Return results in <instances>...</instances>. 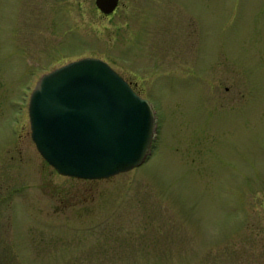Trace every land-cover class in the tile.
Wrapping results in <instances>:
<instances>
[{
  "label": "rangeland",
  "instance_id": "obj_1",
  "mask_svg": "<svg viewBox=\"0 0 264 264\" xmlns=\"http://www.w3.org/2000/svg\"><path fill=\"white\" fill-rule=\"evenodd\" d=\"M94 1L0 0V264H264V0H119L110 20ZM84 58L156 126L140 167L74 187L36 151L28 104Z\"/></svg>",
  "mask_w": 264,
  "mask_h": 264
},
{
  "label": "water",
  "instance_id": "obj_2",
  "mask_svg": "<svg viewBox=\"0 0 264 264\" xmlns=\"http://www.w3.org/2000/svg\"><path fill=\"white\" fill-rule=\"evenodd\" d=\"M119 0H96L106 16ZM30 137L60 176L107 180L140 167L155 138V115L111 67L94 58L43 75L29 99Z\"/></svg>",
  "mask_w": 264,
  "mask_h": 264
},
{
  "label": "flooded vegetation",
  "instance_id": "obj_3",
  "mask_svg": "<svg viewBox=\"0 0 264 264\" xmlns=\"http://www.w3.org/2000/svg\"><path fill=\"white\" fill-rule=\"evenodd\" d=\"M95 1H94V5H95V9H96V12H97L98 16L102 17L103 19H107V20L112 19L113 16L115 15V13H116L118 7H119V3H118V7L116 8V10L112 14L106 16V15L102 14L100 12V10L96 7ZM166 27H167L166 25L163 26V28H166ZM180 31L181 32H180L179 39L181 41V47L179 48V50L181 51L182 54H186L188 52V50L190 49V42H191L192 36L194 34L193 23L190 20H187V22L181 23L180 24ZM164 34H168V32L164 31ZM176 38L177 37L175 36L174 38H171L170 40H176ZM170 45H171V47H170L169 51H173L174 52V51L178 50L176 47H172V43L171 42H170ZM164 49L168 50V48H164ZM126 82L133 88V90H135V88H134V86H133L131 81L126 80ZM59 177H62V179H64V180L71 181L74 184V187H75V184L82 183V182H97V181L78 180V179H74V178L63 177V176H60V175H59Z\"/></svg>",
  "mask_w": 264,
  "mask_h": 264
}]
</instances>
